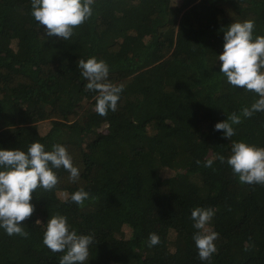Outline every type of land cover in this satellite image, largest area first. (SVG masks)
<instances>
[{
    "label": "trees",
    "instance_id": "16d2710c",
    "mask_svg": "<svg viewBox=\"0 0 264 264\" xmlns=\"http://www.w3.org/2000/svg\"><path fill=\"white\" fill-rule=\"evenodd\" d=\"M92 9L65 41L39 27L31 0H0V149L58 143L80 170L73 183L54 169L56 187L33 193L27 238L0 228V264H59L64 253L43 244L57 213L94 237L85 264H209L192 239L196 207L215 209L211 264H264V185L241 183L226 163L233 141L264 147V112L241 117L231 139L215 130L258 99L227 82L218 56L234 22L253 20L264 35V0H95ZM93 56L124 85L106 116L78 67ZM80 188L90 194L83 207L70 199Z\"/></svg>",
    "mask_w": 264,
    "mask_h": 264
},
{
    "label": "clouds",
    "instance_id": "9594fccd",
    "mask_svg": "<svg viewBox=\"0 0 264 264\" xmlns=\"http://www.w3.org/2000/svg\"><path fill=\"white\" fill-rule=\"evenodd\" d=\"M95 0H31V15L39 27H43L48 37H58L68 41L74 30L82 26L92 16ZM224 30L223 52L218 56L220 73L233 87L256 94L250 107L241 109L238 115L232 112L227 120L215 125L216 131H223L224 138L235 135L233 125L242 122L241 117L250 118L255 112H264V35H254L255 22L245 20L234 22ZM78 67L87 81L86 90L98 93L95 96V111L106 116L109 110L115 112L124 89L123 84L109 82V66L95 56L87 60L79 59ZM225 163V157H215ZM197 165L201 161H196ZM213 159H207L204 167H211ZM226 163L241 183L264 185V147L245 142H232L231 155ZM63 168L71 182H76L80 170L74 166L72 156L61 144H53L51 151H46L40 142H33L27 151L20 149H0V228L7 235L29 236L22 222L30 219L35 207L31 203L33 193L38 189L51 191L59 183L54 169ZM90 194L83 188L71 194V201L83 207ZM95 199V197H92ZM215 214L213 208L196 207L191 211L193 241L201 261L211 264L212 256L217 252L215 241L219 234L210 227ZM36 225L42 224L37 219ZM92 235H78L68 223V218L59 213L48 219L43 233V244L53 253H64L59 264H85L89 260V246L93 243ZM160 243L156 233H150L148 246ZM247 250V249H245Z\"/></svg>",
    "mask_w": 264,
    "mask_h": 264
},
{
    "label": "rangeland",
    "instance_id": "374dc122",
    "mask_svg": "<svg viewBox=\"0 0 264 264\" xmlns=\"http://www.w3.org/2000/svg\"><path fill=\"white\" fill-rule=\"evenodd\" d=\"M49 123H40V125H41V128H42V130H45L47 127H49V125H48Z\"/></svg>",
    "mask_w": 264,
    "mask_h": 264
}]
</instances>
